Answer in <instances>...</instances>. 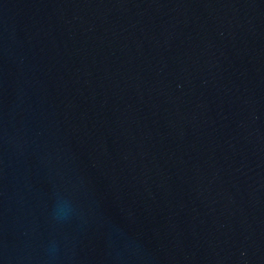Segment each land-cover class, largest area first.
I'll return each mask as SVG.
<instances>
[{
	"label": "water",
	"instance_id": "water-1",
	"mask_svg": "<svg viewBox=\"0 0 264 264\" xmlns=\"http://www.w3.org/2000/svg\"><path fill=\"white\" fill-rule=\"evenodd\" d=\"M0 264H264V0H0Z\"/></svg>",
	"mask_w": 264,
	"mask_h": 264
}]
</instances>
